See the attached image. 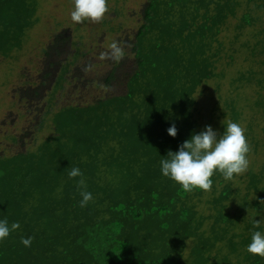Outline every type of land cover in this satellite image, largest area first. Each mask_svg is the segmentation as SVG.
<instances>
[{
    "label": "trees",
    "instance_id": "obj_1",
    "mask_svg": "<svg viewBox=\"0 0 264 264\" xmlns=\"http://www.w3.org/2000/svg\"><path fill=\"white\" fill-rule=\"evenodd\" d=\"M246 3L239 30L261 21V15L253 12L264 10V0ZM239 6L241 0H148L132 40L136 65L127 74L126 93L52 111L54 134L33 149L0 156V220L20 225L0 242V264H232L233 259L236 264H264V257L246 250L252 233L264 231V164L231 180L214 173L207 202L212 211L206 215L196 199L208 191H184L162 176L159 164L193 132L219 122L215 113L213 119L199 117L196 93L204 82L226 77L227 68L218 67L219 37ZM38 7L39 0H0V55L9 57L22 48L38 21ZM261 24L251 57L263 55V68H241L230 77L234 91L252 84L259 88L253 106L260 108L264 107V21ZM155 29L161 44L148 49L141 40ZM78 48L77 43L70 61L56 59L61 53L55 43L44 50L50 67L60 63L55 91L66 89L72 65L79 59ZM228 57L231 66L235 56ZM117 68L115 63L104 83L111 84ZM53 72L45 71V76ZM217 84L219 91L222 83ZM19 91L36 104L41 96L38 89L23 85ZM219 98L220 107L238 121L244 109L239 98L220 91ZM173 123L178 129L175 138L167 132ZM227 123H221V133ZM28 131L13 139L24 146L32 133ZM247 144V158L251 150L264 147L255 137ZM72 168H79L82 177L69 178ZM239 177L245 190L236 186ZM81 179L84 185L79 184ZM82 191L92 194L85 207L80 206ZM230 201L238 203L235 210ZM257 220L259 227L254 228ZM27 237H32L29 247L21 243Z\"/></svg>",
    "mask_w": 264,
    "mask_h": 264
},
{
    "label": "rangeland",
    "instance_id": "obj_2",
    "mask_svg": "<svg viewBox=\"0 0 264 264\" xmlns=\"http://www.w3.org/2000/svg\"><path fill=\"white\" fill-rule=\"evenodd\" d=\"M147 1L106 0L108 11L101 20L93 22L89 19L82 23H75L71 19L74 0H39L36 15L37 18L39 17L38 21L27 32L22 48L15 50L9 57L0 55V156L33 149L43 139L54 134L53 123L56 113L53 112L61 107L72 103L81 104L85 101L92 103L98 97L105 98L126 93L127 74L136 65L134 59L131 58L133 55L130 50L132 40L136 30L143 23V10ZM247 5L246 0H241L236 16L229 19L227 26L220 33L222 58H220L218 67L219 70L227 68L226 77L223 80L210 79L204 82L199 86L196 98L200 101V104L198 102L199 117L213 119L211 115L215 113L214 115L220 119L216 127H212L221 132L222 122L235 121L229 116L228 110L220 107L219 91L225 97L232 92L233 96L238 97L244 106L242 116L235 123L244 129L248 143H251L254 137L263 143L264 107L253 106L259 88L252 84L239 89V92L234 91L233 86L230 85V77L237 74L238 69L250 66L258 70L263 68L260 61L263 55L258 54L256 58L251 57V49L254 47L255 40L261 37L257 36V31L263 24L261 21H264V10L253 12L254 15H261V21L245 26L241 30L237 29L241 17L247 10ZM152 32H147L141 40L143 46L148 49L153 44H161L157 40L158 31L155 29ZM76 33H79L78 36ZM238 33L239 36L236 38ZM163 39L167 40L160 38V40ZM76 42L79 46V59L75 65H72L68 81L65 82L66 89L55 91L54 85L59 70L57 65L60 63L56 64V68L50 67L48 63L50 59L44 50L46 51L55 43L57 51L61 53L56 56V59L70 61L77 52ZM114 42L124 53L119 60L113 59L110 55V46ZM55 52L56 50L51 55ZM230 54H234L235 61L231 66H227ZM89 63H91L90 67L86 66ZM115 63L118 64L116 77L108 85L104 83V78ZM77 68L80 72H77ZM52 69L55 72L46 77L45 71L51 72ZM29 81L33 84H29ZM217 81L222 83L219 91ZM22 85L41 92L37 104L36 100H31L28 95L19 91ZM50 105L51 113L46 114ZM216 106H219L218 112L214 110ZM222 113L226 115L222 116ZM41 117L45 119L44 122H40ZM28 130L32 133L31 136L25 138L24 146L20 140L13 139L14 136L19 138L25 132H29ZM247 160L248 169L251 167L260 169L264 164V147L259 146L257 152L251 150ZM236 186L243 190L246 189V183L242 178L236 181ZM211 198V192L208 191L196 199L197 208L205 215L212 211L207 204ZM228 205L235 210L238 203L230 201ZM262 217L264 223V213ZM235 261L233 259L232 264H236Z\"/></svg>",
    "mask_w": 264,
    "mask_h": 264
},
{
    "label": "clouds",
    "instance_id": "obj_3",
    "mask_svg": "<svg viewBox=\"0 0 264 264\" xmlns=\"http://www.w3.org/2000/svg\"><path fill=\"white\" fill-rule=\"evenodd\" d=\"M108 11L106 0H74V10L71 19L75 23L85 20L93 22L101 20ZM111 57L119 60L124 55L122 49L113 43ZM168 135L175 138L178 133L173 123L167 129ZM249 146L244 134V129L235 122L223 125V132H219L211 125H205L203 130L193 132L189 139L185 140L178 150H169L167 155L159 161L160 171L166 177L179 184L186 192L194 189L210 191L213 181L211 177L219 172L226 180H231L234 175H243L248 169L247 153ZM69 178L82 177L79 168H72L68 173ZM84 185V180L79 181ZM80 206H87L92 200V194L81 192ZM260 221L254 222L253 227L258 228ZM20 227L18 222L10 226L6 219L0 220V242L9 237L12 231ZM21 243L29 247L32 237L22 238ZM247 252L264 257V231L256 230L252 233L251 241L247 245Z\"/></svg>",
    "mask_w": 264,
    "mask_h": 264
}]
</instances>
